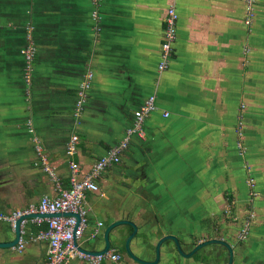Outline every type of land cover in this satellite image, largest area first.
Here are the masks:
<instances>
[{
	"label": "crops",
	"instance_id": "1",
	"mask_svg": "<svg viewBox=\"0 0 264 264\" xmlns=\"http://www.w3.org/2000/svg\"><path fill=\"white\" fill-rule=\"evenodd\" d=\"M173 5L179 14L177 40L170 68L160 77L166 16ZM31 43L39 44L33 91L21 73L23 60L10 49ZM91 72L88 102L76 118L77 92ZM153 95L159 111L147 119L145 139L134 138L122 162L101 176L100 191L86 197L89 227L82 248L103 250L110 224L130 218L140 227L132 251L143 258L146 246L149 260L166 233L179 237L189 252L190 237L219 229L217 220L229 215V207L238 213L235 218L242 216L241 203L248 198L237 148L242 114V141L263 194L250 249L259 246L253 255L264 260V0L251 27L242 0H99L98 5L94 0H0V214L57 197L58 186L70 187L72 162L80 177L86 176L124 140L134 113ZM75 136L77 151L70 156ZM35 138L54 179L38 164ZM100 222L104 227L94 235ZM38 227L27 223L23 252L0 249V264H47L48 244L36 240ZM222 227L232 240L229 224ZM8 228L0 222V231ZM11 236L0 235V241ZM123 242L113 250L123 253ZM123 255L127 264H138ZM160 264L227 263L211 249L182 258L171 243L164 246Z\"/></svg>",
	"mask_w": 264,
	"mask_h": 264
},
{
	"label": "built area",
	"instance_id": "2",
	"mask_svg": "<svg viewBox=\"0 0 264 264\" xmlns=\"http://www.w3.org/2000/svg\"><path fill=\"white\" fill-rule=\"evenodd\" d=\"M242 1L246 5L247 25L251 27L256 19L257 4L259 3V0ZM94 4L98 5L99 0H94ZM92 15L93 20L96 22V32L100 33V16L98 12H94ZM178 23L179 14L175 5H173L168 9L166 16L165 39L162 44V52L160 62L158 64V74L160 77L169 70L171 65L174 50L173 46L177 40ZM37 53V48L33 43L21 52V54L25 57L26 62L25 80L27 84L31 83L32 73L34 70L33 64ZM244 53L246 55H250L251 50L246 48ZM93 79L94 74L92 72L88 73L85 76V80L80 85L74 113L76 118H80L84 112L85 106L88 102L89 93L92 89ZM242 109H245V107L243 106ZM158 111L159 107L157 106V98L153 95L149 97L144 105L134 113V122L132 126L127 129L124 140L120 144L112 147L103 158L96 162L86 176L81 178L79 165L72 162L70 171V187L68 189L58 186L57 190L59 194L55 198L44 196L41 198L38 205H31L24 210L14 211L10 214H0V222L6 223L14 228L17 221L26 215H61V217L52 219L33 220V223L38 226H42L44 224L48 225V230L39 232L36 237L37 241H43L48 244L47 264H70L74 260H80L90 264H102L103 261H110L113 264H127L124 255L116 250H111L102 256H92L79 251L75 242H77L79 246H83L85 233L89 227V208L86 203L87 195L96 194L100 191L99 180L101 176L106 170L122 162V156L129 149V146L134 138H139L140 140L145 139V123L151 115L157 113ZM163 117L168 119L170 118V114L165 112ZM244 121L245 118L241 114L236 128V134L238 137L237 148L239 155L241 156H247L246 147L242 141ZM29 128V133L33 134L34 131L32 129V125H30ZM36 139L37 138H35V152L39 159L38 164L41 165L54 179L55 171L50 167L49 160L41 142ZM77 141L78 137L75 136L68 145V154L70 156H73L77 151ZM247 166L249 167V164ZM254 182L255 181L253 179L247 181V185L248 187H251L253 196L256 195L254 193ZM66 214L77 215L79 217V221L76 217H64ZM254 219L255 213H251L246 218L245 223L238 234V241L246 242L251 233ZM26 224V221L22 223L23 233ZM103 227L104 224L100 222L98 224V230L94 233V235H98L99 230ZM26 244L27 243L22 237L16 249L19 252H23Z\"/></svg>",
	"mask_w": 264,
	"mask_h": 264
},
{
	"label": "water",
	"instance_id": "3",
	"mask_svg": "<svg viewBox=\"0 0 264 264\" xmlns=\"http://www.w3.org/2000/svg\"><path fill=\"white\" fill-rule=\"evenodd\" d=\"M56 217H61V215L32 214V215H26V216L21 217L17 221L16 226L14 228L7 224V226L9 227L8 229L10 231L2 230L0 231V235L5 236L7 232H11L12 236L9 239H6L5 241H0V249H15L18 247L19 242L23 237L22 223L24 221L28 223L35 219H52ZM64 217H76L77 220L79 221V217L74 214H66L64 215ZM139 231H140V227L137 223V220L130 219V218H124V219L113 222L106 229L104 233L105 247L103 248V250L87 251L83 249L81 246H79L77 242H75V245L78 248V250L83 253H86L92 256H102V255L107 254L111 250H113L114 245L119 244V242H123L125 239V242H123L121 247L125 249V254L131 260H133L134 262L138 264H160L161 257H162V250L164 246L172 243L173 246L175 247L176 254L185 259H192L200 251L211 249L215 252L216 257L218 256V258L224 259L227 264H246L245 260L244 261L242 260L243 257H245L244 251H242L236 246L237 243H244V242H240L237 240L236 244L234 245L225 239L213 238L215 235H217V231L214 232L215 230H212L213 232L208 236L209 239L203 242H197L196 237L191 236L189 239L190 241V248H189L190 251L189 252H187L186 250L182 248V243L179 237L166 233L160 238V240L156 244L155 249L153 250L154 259L148 260V258L146 257V254H147L146 246H143L142 248L143 258L142 257L139 258L134 254L131 248L132 242L140 234ZM246 247L247 246H245L243 250H245ZM224 254L226 255V258L224 257ZM240 256L242 258H240ZM259 258L260 257H254V259L252 260L253 262L252 264H264V260L260 261ZM236 260H238V262H236Z\"/></svg>",
	"mask_w": 264,
	"mask_h": 264
},
{
	"label": "rangeland",
	"instance_id": "4",
	"mask_svg": "<svg viewBox=\"0 0 264 264\" xmlns=\"http://www.w3.org/2000/svg\"><path fill=\"white\" fill-rule=\"evenodd\" d=\"M25 83H26V81H25ZM248 151L246 150V153H247ZM240 156V158H241V160L243 161V169H244V171H245V174H247L246 176H247V179H246V186H247V189H248V194H247V200H246V202L245 203H241V204H244L243 206L245 207V209H246V211H247V209H248V212H249V215L251 214V213H255V219L254 220H256L257 218H258V210H259V202H260V200L263 198V194H262V192L260 191V189H259V186H258V184H257V180H256V177H255V173H254V170H252L253 168H252V165H251V162L249 161V163H248V158H247V156L246 155H244V156H241V155H239ZM249 164V167L247 166ZM251 179H253L255 182H254V193L256 194L255 196H253L252 195V192H251V187H248V185H247V181H249V180H251ZM229 209H230V211H231V208L229 207ZM230 211H228V213L230 212ZM228 215L227 213H224L223 214V218H219L218 220H217V222H219L218 224H219V229H216V227H215V231L214 232H216V230H217V235H220V234H223L222 233V230H223V224L224 225H227L228 226V224H229V226L233 229H231V236L233 237V235L236 233V232H239L240 231V229L239 230H237V228L236 229H234V226H233V224L232 223H228L227 222V219H226V215ZM248 215V216H249ZM229 216V218L228 219H233L234 220V218L236 217H230V214L228 215ZM239 217H237V218H235L236 220L238 219ZM109 219V218H108ZM235 220V221H236ZM253 220V221H254ZM111 221V220H110ZM237 227V226H236ZM253 227H254V225H252V229H251V235H252V233H253ZM213 231L212 230H210V231H208L207 232V237L205 236V235H201V236H198V235H195L194 234V236L196 237V239H197V242H203V241H205V240H207V239H209L208 238V236L212 233ZM251 235H250V237H251ZM194 238V237H193ZM230 243H232V244H236V239L233 237V239L232 240H230L229 241ZM246 244H247V247H246V249L245 250H243V248L246 246ZM250 241H248V242H245V243H237L236 244V246L239 248V249H241L242 251H244V253H245V255H247V256H245L246 257V259H245V263L246 264H252L253 262H252V260H251V257H258V256H254L253 254L254 253H256L257 251H258V247H256L255 249H250ZM261 247H263V245H261ZM251 250H253L252 251V253H251ZM262 250H264V249H262ZM224 257L226 258V255L224 254ZM240 258H242L241 256H240ZM239 260V259H238ZM238 260H236V262H238Z\"/></svg>",
	"mask_w": 264,
	"mask_h": 264
},
{
	"label": "trees",
	"instance_id": "5",
	"mask_svg": "<svg viewBox=\"0 0 264 264\" xmlns=\"http://www.w3.org/2000/svg\"><path fill=\"white\" fill-rule=\"evenodd\" d=\"M34 18L35 17H33V16H28L27 18H26V20H27V22L29 21V23H31V22H33L34 23ZM30 19H31V21H30ZM26 27V26H25ZM36 28V27H35ZM37 29V28H36ZM24 33V32H23ZM33 33V39H34V37H36V32L34 33V32H32ZM25 34V33H24ZM27 34V33H26ZM32 35V34H31ZM35 41V40H34ZM34 45H35V47L37 48V52H38V43L36 44V43H34ZM26 47H21V48H19V50H17L15 47H11L10 49H11V51H12V56H15V55H18L17 57L20 59V60H23V70H22V74H25V71H26V62H25V57L21 54V52H22V50L23 49H25ZM38 53H37V55H36V57H35V60H34V64H33V73H32V78H31V86L33 87L32 88V91L34 90V88H35V84H36V79H35V74H36V68L38 67ZM78 93H79V90H78V92H77V98H78ZM75 107H76V105H75ZM75 112V111H74ZM242 212H243V214H242V216H240L239 215V218L236 220L234 217H235V215H237L238 213H236L235 214V210H234V208H232L231 209V212L229 213L230 214V217H233L234 218V220L233 219H228V218H226L227 219V222L228 223H232L233 224V226H234V229H236L237 228V230H239V229H242V227H243V224L245 223V220H246V218H247V216H248V209H247V211H246V209H245V207L243 206V208H242ZM236 220V221H235ZM237 226V227H236ZM46 230H48V225L47 224H44V225H42V226H40V227H38V233L39 232H41V231H46ZM233 230V229H232ZM240 233V231L239 232H236L234 235H233V237L236 239V241H237V237H238V234ZM245 243V242H244ZM114 249V248H113ZM122 252L123 253H125V249L122 247ZM122 253V254H123Z\"/></svg>",
	"mask_w": 264,
	"mask_h": 264
},
{
	"label": "flooded vegetation",
	"instance_id": "6",
	"mask_svg": "<svg viewBox=\"0 0 264 264\" xmlns=\"http://www.w3.org/2000/svg\"><path fill=\"white\" fill-rule=\"evenodd\" d=\"M231 212V211H230ZM248 215H249V213H248ZM248 217V216H247ZM257 220V219H256ZM256 220H254L253 221V225L255 224V222H256ZM240 231H241V229H240ZM207 235V234H206ZM205 235V236H206ZM250 235H251V233H250ZM250 235H249V237L247 238V240H246V242H248L249 240H250ZM213 238H221V239H225V240H227L225 237H224V234H220V235H215ZM228 242H229V240H227Z\"/></svg>",
	"mask_w": 264,
	"mask_h": 264
}]
</instances>
